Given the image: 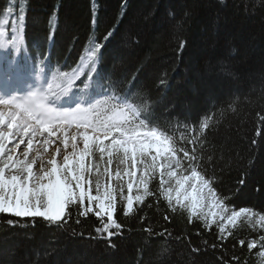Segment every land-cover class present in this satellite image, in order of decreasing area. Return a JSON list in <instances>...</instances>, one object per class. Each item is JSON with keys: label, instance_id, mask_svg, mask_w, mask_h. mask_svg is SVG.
Here are the masks:
<instances>
[{"label": "trees", "instance_id": "1", "mask_svg": "<svg viewBox=\"0 0 264 264\" xmlns=\"http://www.w3.org/2000/svg\"><path fill=\"white\" fill-rule=\"evenodd\" d=\"M122 2L126 7H121ZM9 4L16 6L14 13L23 6L26 14L20 60L33 62L35 54L37 61L50 59L54 70L76 68L89 38H99L118 25L100 68L105 79L99 85L111 95L127 97L141 109L142 118L148 117L150 127L167 131L178 146L184 143L181 136L199 140L200 125L207 120L203 145L198 142L196 150L200 155L203 149L207 171L218 178L217 191L228 195L237 208L264 210V8L260 0H224L223 4L219 0H0V19ZM181 39L187 41L183 53L177 50ZM83 82L86 77L77 85L82 88ZM208 155L213 156L211 162ZM242 178L246 186L238 183ZM156 186L155 181L150 185ZM148 203L153 207L148 208ZM134 207L138 211L128 217L122 210L116 213L124 228L120 236L112 237L114 249L107 247L106 239L93 238L100 225L94 215L80 217L81 223L75 224V209L65 229L37 227L29 228L28 235L21 230L6 236L0 224V261L139 264L142 259L150 264L164 245L171 249V264H189L192 258L196 264H216L221 251L228 258L234 254L247 264H261L258 249L250 254L246 247H233L235 239L225 241L222 250L207 247L191 257L190 245L204 249L205 240L219 244L215 227L208 231L199 221L190 224L187 213L180 210L167 212L171 223L166 222V205L161 201L157 211L151 197L144 206ZM149 223L156 231L166 227L173 236L150 238L143 231ZM258 234L244 226L234 230L236 239L249 240Z\"/></svg>", "mask_w": 264, "mask_h": 264}, {"label": "snow or ice", "instance_id": "2", "mask_svg": "<svg viewBox=\"0 0 264 264\" xmlns=\"http://www.w3.org/2000/svg\"><path fill=\"white\" fill-rule=\"evenodd\" d=\"M260 3L264 8V0ZM15 7L9 4L0 19V75L6 78L0 87V224L5 235L21 230L28 235L29 228L37 227L65 229L75 209V224L81 223L80 217L94 215L100 225L93 238L106 239L107 247L114 249L112 237L120 236L124 228L117 211L128 217L138 211L134 205L144 206L151 197L157 211L161 201L166 205V222L171 223L167 212L180 210L187 213L188 223L199 221L208 231L216 228L219 244L205 240L204 249L190 245L191 257L207 247L222 250L225 241L235 239L233 247H246L250 254L258 249L256 255L264 264V210L230 203L228 195L217 191L218 178L207 171L203 149L197 154L196 145H203V132L209 127L207 120L200 125L199 140L181 136L184 143L178 146L167 131L150 127L148 117L142 118L141 109L127 97L111 95L99 85L105 79L100 68L118 25L99 38H89L76 68L53 71L50 59L37 61L33 54L29 64L16 58L25 45L27 23L24 7L14 13ZM92 22L96 23L95 15ZM186 45V40H179L177 50L183 53ZM81 77H86L82 88L77 85ZM212 160L208 155L207 161ZM154 181L155 189L150 187ZM238 183L246 186L243 178ZM241 223L259 234L249 240L234 238ZM143 231L150 238L173 236L166 227L156 231L150 223ZM153 255L150 264H171L169 247L161 245ZM139 264H144L142 259ZM216 264L247 261L234 254L228 258L221 251Z\"/></svg>", "mask_w": 264, "mask_h": 264}, {"label": "rangeland", "instance_id": "3", "mask_svg": "<svg viewBox=\"0 0 264 264\" xmlns=\"http://www.w3.org/2000/svg\"><path fill=\"white\" fill-rule=\"evenodd\" d=\"M7 51H8L9 53H11V52H12V50H11V49H8ZM0 76L2 77V75H0ZM2 79H3V81H5V80H6V78H5L4 76L2 77ZM10 84H11V83H10ZM240 226H244V227H246V228H247V226H246V225H244V224H242V223H241V224H240L238 227H240Z\"/></svg>", "mask_w": 264, "mask_h": 264}, {"label": "bare ground", "instance_id": "4", "mask_svg": "<svg viewBox=\"0 0 264 264\" xmlns=\"http://www.w3.org/2000/svg\"><path fill=\"white\" fill-rule=\"evenodd\" d=\"M8 83L10 84L11 81H8ZM5 84V81H3L2 77L0 76V87H3Z\"/></svg>", "mask_w": 264, "mask_h": 264}]
</instances>
